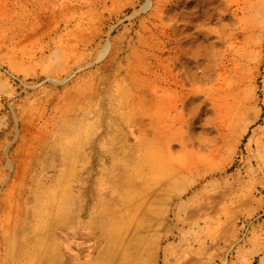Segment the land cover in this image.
Instances as JSON below:
<instances>
[{"label":"rangeland","instance_id":"rangeland-1","mask_svg":"<svg viewBox=\"0 0 264 264\" xmlns=\"http://www.w3.org/2000/svg\"><path fill=\"white\" fill-rule=\"evenodd\" d=\"M60 206L106 264H264V0H0V258Z\"/></svg>","mask_w":264,"mask_h":264},{"label":"bare ground","instance_id":"bare-ground-1","mask_svg":"<svg viewBox=\"0 0 264 264\" xmlns=\"http://www.w3.org/2000/svg\"><path fill=\"white\" fill-rule=\"evenodd\" d=\"M67 126L65 124L63 128ZM114 169L116 171L119 170L120 167L116 165L112 171H114ZM121 174L124 176L125 173L122 171ZM107 178H111L110 175H108ZM123 191H125V189ZM60 207H58L57 210ZM77 210L78 208L74 211H67L61 207L54 219L55 227L52 236L47 240L42 233L44 221L42 210L37 212L34 209L27 207L25 209L27 212L25 213L29 212L31 218L33 216L32 220L36 221V224H32L33 222L30 224L25 220L15 229V241L9 244V246L7 245L4 247L3 258L5 257L7 260L3 261V258H0V264H103L105 261L104 258L99 261L100 257H97L95 254L91 256L93 252H89L84 246L85 241H81L80 243L76 240L79 231L84 229V227L87 235L99 234L103 241L102 249H108L107 258H112L114 250L111 247H114L115 249L118 245L121 237L120 231L116 229L112 221L108 223H100L91 220L85 224V226H81L74 217ZM67 219L69 222L65 223ZM68 229L69 233L72 234L76 241V246L72 250L69 248L67 241L66 230ZM87 239L88 236L86 237V240ZM47 244L49 246H47ZM58 249L63 253L62 258L58 255ZM45 260H47V262H45ZM98 261L100 263H98Z\"/></svg>","mask_w":264,"mask_h":264}]
</instances>
